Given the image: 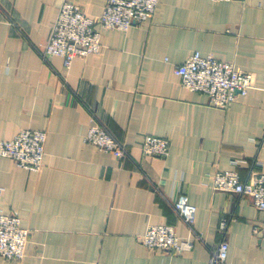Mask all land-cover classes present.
Masks as SVG:
<instances>
[{
	"label": "crops",
	"instance_id": "0c3cea01",
	"mask_svg": "<svg viewBox=\"0 0 264 264\" xmlns=\"http://www.w3.org/2000/svg\"><path fill=\"white\" fill-rule=\"evenodd\" d=\"M65 1L91 18L107 0H0V140L47 133L40 171L0 160V211L29 230L22 259L0 264H208L223 239L227 264H264V210L217 191L212 175L264 170V0H159L154 17L129 30L100 26L98 55L70 67L39 48ZM194 52L252 72L255 86L227 109L185 88L174 73ZM100 124L125 144L122 160L85 142ZM169 140L166 157L142 151L145 136ZM197 208L190 228L173 202ZM227 220L226 233L220 231ZM172 226L188 251L151 250L140 238Z\"/></svg>",
	"mask_w": 264,
	"mask_h": 264
},
{
	"label": "built area",
	"instance_id": "2783aa9c",
	"mask_svg": "<svg viewBox=\"0 0 264 264\" xmlns=\"http://www.w3.org/2000/svg\"><path fill=\"white\" fill-rule=\"evenodd\" d=\"M158 2L159 0H107L104 12L97 18H91L79 5L65 1L59 8L49 40L39 48L40 55L46 63L55 56L61 57L67 67L77 57L98 55L102 44L97 25L103 29L127 31L134 25L151 20ZM174 73L185 88L206 94L212 106L224 110L234 102L238 94L247 95L256 82L254 73L238 70L231 63L219 61L213 56H203L200 52H194L185 62L176 66ZM46 139L47 133L44 130L25 129L12 140H0V160L10 158L19 167L40 171L44 164ZM84 140L101 151L112 153L120 160L127 156L125 144L100 124L90 126ZM142 151L148 156L164 158L170 151L169 140L159 136H145ZM211 179L214 190L248 196L258 210H264V170L251 171L246 180H242L237 171H217ZM173 207L192 228L197 208L188 198H177ZM227 224V220H222V234L226 233ZM253 232L264 236V226L254 225ZM28 240L29 230L22 225L21 218L0 211V255L8 260L22 259ZM140 240L151 250L182 252L190 250L194 241H203V236L195 233L192 238H182L172 226L153 225ZM228 251L229 242L223 238L212 251L208 264H227Z\"/></svg>",
	"mask_w": 264,
	"mask_h": 264
}]
</instances>
